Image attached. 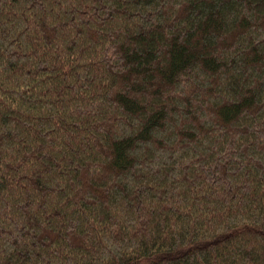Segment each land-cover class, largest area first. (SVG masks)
<instances>
[{"label": "trees", "instance_id": "trees-1", "mask_svg": "<svg viewBox=\"0 0 264 264\" xmlns=\"http://www.w3.org/2000/svg\"><path fill=\"white\" fill-rule=\"evenodd\" d=\"M0 264H264V0H0Z\"/></svg>", "mask_w": 264, "mask_h": 264}]
</instances>
